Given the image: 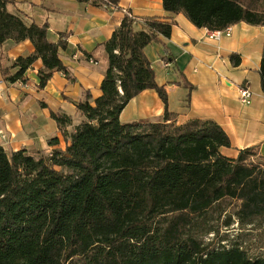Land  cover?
Returning a JSON list of instances; mask_svg holds the SVG:
<instances>
[{
  "label": "trees",
  "instance_id": "1",
  "mask_svg": "<svg viewBox=\"0 0 264 264\" xmlns=\"http://www.w3.org/2000/svg\"><path fill=\"white\" fill-rule=\"evenodd\" d=\"M78 1L110 11L120 3ZM15 4L0 0V47L29 40L34 51L9 66L1 54V79L28 83L26 73L38 60L39 89L55 72L69 78L61 58L66 33L51 40L48 23L27 22L9 10ZM163 6L209 30L240 22L264 26V0H163ZM173 25L125 14L103 44L101 95L87 91L75 103L84 119L74 126L72 117L51 112L64 149L58 137L48 141L49 153L8 152L0 145V264H264V257L252 258L238 245L205 244L193 231H214L206 220L227 200L239 203L240 224L264 220V157L257 146L228 157L222 149L231 140L217 122L179 124L169 111L168 92L145 48L169 38ZM260 76L264 93V48ZM148 89L164 103L162 119L122 122L124 108Z\"/></svg>",
  "mask_w": 264,
  "mask_h": 264
},
{
  "label": "crops",
  "instance_id": "2",
  "mask_svg": "<svg viewBox=\"0 0 264 264\" xmlns=\"http://www.w3.org/2000/svg\"><path fill=\"white\" fill-rule=\"evenodd\" d=\"M11 12H21L27 22L48 23L50 39L57 41L66 33L68 47L61 58L69 78L55 72L45 88L39 89L38 71L42 61L28 70V83L3 81L0 71V145L8 152L26 149L31 153H49L53 137L66 147L51 112H62L74 119L84 116L75 103L83 101L86 92L101 95L107 68L104 42L111 38L124 19V10L138 19L157 17L174 22L169 38L145 48V54L156 73V81L168 92V109L176 114L179 124L193 118L217 122L231 140L223 148L228 157L240 150L257 146L264 157V93L260 67L264 48V26L240 22L232 25L231 35L220 40L208 36L209 29L199 28L184 13L164 10L163 0H120L119 8L81 3L78 0H16ZM31 41H7L0 47L9 66L21 55L34 50ZM91 54L90 56L86 55ZM232 55L240 58L236 65ZM167 60H166V58ZM248 86L253 93L250 104L240 100L239 88ZM165 106L155 90H145L134 97L122 111L124 123L141 120L159 121ZM64 143V145H62ZM62 145V146H61Z\"/></svg>",
  "mask_w": 264,
  "mask_h": 264
},
{
  "label": "rangeland",
  "instance_id": "3",
  "mask_svg": "<svg viewBox=\"0 0 264 264\" xmlns=\"http://www.w3.org/2000/svg\"><path fill=\"white\" fill-rule=\"evenodd\" d=\"M73 120L78 122L81 120V116L75 115ZM238 208L239 203L235 200L223 202L210 213L206 220L214 228V231L208 233L205 227L193 231L205 244L214 242L215 248L238 245L252 258L264 257V220L257 219L252 224L242 225L236 216ZM229 217L232 218V223L230 226H226L225 220Z\"/></svg>",
  "mask_w": 264,
  "mask_h": 264
},
{
  "label": "built area",
  "instance_id": "4",
  "mask_svg": "<svg viewBox=\"0 0 264 264\" xmlns=\"http://www.w3.org/2000/svg\"><path fill=\"white\" fill-rule=\"evenodd\" d=\"M124 12L125 14H128L130 17H132V14L131 12H129V10L126 9L124 10ZM231 30H232V26H229L221 30H209L208 36L211 39L220 40L223 36H230ZM239 96H240V100L244 104H250L253 93L248 86H242L239 88Z\"/></svg>",
  "mask_w": 264,
  "mask_h": 264
}]
</instances>
